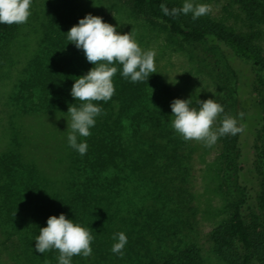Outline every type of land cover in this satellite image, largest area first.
Listing matches in <instances>:
<instances>
[{"label":"trees","instance_id":"obj_1","mask_svg":"<svg viewBox=\"0 0 264 264\" xmlns=\"http://www.w3.org/2000/svg\"><path fill=\"white\" fill-rule=\"evenodd\" d=\"M228 1L242 14L243 26L235 28L200 17L192 20L190 14L166 16L161 11L162 3L169 9L179 7L178 0H127L133 13L163 22L183 41L218 46L227 67L237 75L234 98L242 107L241 125L245 128L244 114L250 107L256 119L253 136L257 144L252 145L250 165L245 169L243 147L246 143L240 132L222 136L223 181L231 194L235 195L236 190L240 193L227 219L213 230L211 238L226 264H264V96L261 90L264 48L260 39L264 28V0ZM70 10L74 11V7ZM105 16L103 19L109 22ZM15 30L16 23L0 24V46L16 34ZM71 47L68 43L59 52L63 61L58 60L57 51L53 52L55 56L44 70L40 64L46 51L37 46L22 68L18 89L24 85L28 73V79L37 82L41 106L59 112L67 111L69 104L78 106L81 102L70 95L73 78L87 72L92 64L82 49ZM232 57L246 61V79L235 68ZM30 67H33L31 71ZM117 69L112 78L113 96L107 102L95 101L102 105V114L97 116L91 134L80 138L87 141L86 153L81 156L69 150L73 153L70 160L73 171L71 164H63L57 176L60 180L52 177L46 203L40 206L43 218L40 227L46 224L49 215L61 212L88 227L94 236L90 264H202L197 243L181 234L187 218L179 202L156 182L152 186L147 183L153 179L151 165L155 164L156 137H172L174 132L169 86L155 72L148 80L133 83L120 75L119 65ZM222 105L221 119L231 116L230 104L223 100ZM182 141V137L178 138V142ZM65 156L60 155L62 161ZM139 188L144 191L143 195ZM119 231L128 237L123 255L111 252L113 234ZM81 258L74 255L72 264Z\"/></svg>","mask_w":264,"mask_h":264},{"label":"rangeland","instance_id":"obj_2","mask_svg":"<svg viewBox=\"0 0 264 264\" xmlns=\"http://www.w3.org/2000/svg\"><path fill=\"white\" fill-rule=\"evenodd\" d=\"M205 2L210 5V11L200 18L235 28L243 26L242 14L229 5L228 0ZM70 7H74V11ZM86 13L102 18L106 15L110 23L120 26L119 31L134 33L143 49H155V73L169 86L171 101L176 97L193 100L216 97L222 104L226 100L230 104V115L242 126V107L234 98L238 77L227 67L218 46L183 41L163 22L133 13L127 0H32L27 21L16 24V34L0 46L3 62L0 69V264H57L58 251L52 249L40 254L35 251L34 239L43 221L40 206L46 203L52 179L60 174L63 164H71L73 171L70 162L73 153H69L67 122L63 117L68 113L41 106L37 82L30 81L28 73L20 89L19 79L37 46L46 51L40 64L44 70L55 56L53 52L57 51L58 60L63 61L61 49H66L68 43L76 48L67 41L66 32ZM260 39L264 48V28ZM231 60L246 79V61L236 57ZM32 69L30 67V71ZM261 88L264 96V87ZM254 115L249 107L244 114L245 128L240 132L246 143L243 147L245 169L250 165L252 145L257 144L253 136ZM221 116V113L217 116L214 126H219ZM172 137H156L157 143H153L156 166L151 165L154 166L153 179L147 183L152 186V182H156L179 202L187 218L181 234L197 243L201 263L226 264L215 249L211 234L227 219L240 192L236 190L235 195L231 194L223 181L222 136L210 147L203 141L182 138L183 141L178 142L181 136L175 130ZM61 154H66L63 161ZM138 191L144 194L141 188ZM92 256V253L82 256L77 264L93 263Z\"/></svg>","mask_w":264,"mask_h":264},{"label":"clouds","instance_id":"obj_3","mask_svg":"<svg viewBox=\"0 0 264 264\" xmlns=\"http://www.w3.org/2000/svg\"><path fill=\"white\" fill-rule=\"evenodd\" d=\"M31 4L32 0H0V24L26 22L31 15ZM160 8L166 16L190 14L192 20L210 11L205 0H182L179 7L171 9L162 3ZM119 27L100 15L86 13L66 32L67 41L82 49L86 60L92 64L87 72L74 76L70 95L81 103L78 106L69 104L68 115L63 116L67 122V144L81 156L86 153L88 144L80 138L91 134L97 116L102 114V105L95 101L107 102L114 94L112 78L118 71L117 65L120 66V75L133 83L148 80L151 73L157 72L155 49H143L134 33L121 32ZM170 108L171 127L185 141H203L210 147L219 137L235 135L243 130L238 126L237 118L229 115L220 120L219 126H214L217 116L224 111L216 97L203 100L176 97L170 102ZM34 240L36 252L42 254L55 249L58 251L57 264H72L74 255H91L94 236L88 227L61 212L47 217L46 224L39 227ZM127 240L124 231L114 233L111 252L123 255Z\"/></svg>","mask_w":264,"mask_h":264}]
</instances>
